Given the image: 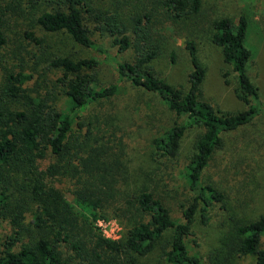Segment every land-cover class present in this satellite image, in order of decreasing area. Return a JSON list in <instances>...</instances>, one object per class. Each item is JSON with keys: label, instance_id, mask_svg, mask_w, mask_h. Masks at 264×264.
Masks as SVG:
<instances>
[{"label": "trees", "instance_id": "16d2710c", "mask_svg": "<svg viewBox=\"0 0 264 264\" xmlns=\"http://www.w3.org/2000/svg\"><path fill=\"white\" fill-rule=\"evenodd\" d=\"M45 1L47 7L36 10V0H0V264H136L157 243L168 264H200L190 248L197 244L196 215L208 225L212 205L224 207L223 193L202 182L203 170L223 147V134L264 114L247 72L246 16L235 22L210 18L202 14L203 0ZM168 26L184 37L191 69L183 85L168 82L153 63L164 50L160 30ZM44 32L67 33L71 46L84 53L49 54ZM204 42L220 49L235 74L244 109L223 110L204 97ZM128 52L131 58L120 59ZM169 57L174 62L176 54ZM41 63L57 76L39 89ZM102 63L111 64L129 87L159 96L182 119L153 140L159 157L177 156L182 137L193 131L183 172L191 197L179 204L182 220L172 218L147 186L124 188L129 175L123 146L114 128H105L106 135L94 131L100 115L82 116L74 126V113L111 100L119 90L116 82L101 84ZM61 97L66 111L57 107ZM109 119L103 116L106 126ZM108 213L126 225L122 238L100 231L97 222ZM168 230L170 239H163ZM233 230L229 251L264 264V214L235 221Z\"/></svg>", "mask_w": 264, "mask_h": 264}, {"label": "rangeland", "instance_id": "374dc122", "mask_svg": "<svg viewBox=\"0 0 264 264\" xmlns=\"http://www.w3.org/2000/svg\"><path fill=\"white\" fill-rule=\"evenodd\" d=\"M46 7L45 0H36L34 9ZM202 14L210 18L227 16L234 22L240 14L246 16L248 26L245 44L251 51L247 72L258 88L259 98L264 104V0H203ZM160 32L164 50L153 63L168 82L174 85L186 84L191 66L184 49V37L175 35L170 26ZM44 35L49 45V54L61 49L84 53L80 47L71 46V39L67 38L69 35L65 32H44ZM93 36L105 41L106 46L110 45L109 37H103L97 32ZM110 51L114 53L115 48L110 47ZM172 51L176 54L174 62L169 57ZM200 52V58L206 66V77L202 85L204 97L223 110L244 109L245 104L235 94V74L223 61L220 49L210 42H204ZM131 56V52H128L120 55V59H129ZM48 57L44 54L43 59ZM225 71L228 73V82L223 76ZM54 72L47 69L44 63L39 65L37 74L35 73L39 89L53 82L57 76ZM99 79L104 86L112 82L118 83V92L109 101L96 102L85 111L74 113L73 124L82 116L100 115L94 131L97 135H106L105 128H114L123 146V160L129 175L124 188L132 191L141 185L147 186L168 207L172 218L182 220L179 204L187 203L191 197L183 172L193 151V131L186 132L182 137L177 156L159 157L155 153L153 140L182 119L169 111L159 96L124 84L111 64H101ZM57 107L65 110L63 97L58 100ZM104 115H111L108 126L103 120ZM223 138V147L213 153L203 170L202 182L212 184L223 193L224 207L219 203L212 205L208 225H202L196 215L193 229L197 244L190 248L199 257L200 264H254L253 256L236 255L229 250L234 236L233 223H243L264 214V114L245 126L223 134ZM66 196L72 201L71 194ZM107 216L97 222L100 231L113 239L122 238L126 225L111 213ZM171 235L172 231L168 230L163 239H170ZM136 264L168 262L157 243L148 254L139 257Z\"/></svg>", "mask_w": 264, "mask_h": 264}]
</instances>
